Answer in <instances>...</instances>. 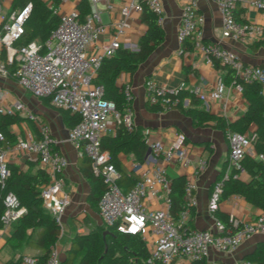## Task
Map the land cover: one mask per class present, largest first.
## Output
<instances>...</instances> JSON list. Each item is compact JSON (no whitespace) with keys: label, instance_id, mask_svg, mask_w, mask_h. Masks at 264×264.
Here are the masks:
<instances>
[{"label":"built area","instance_id":"obj_1","mask_svg":"<svg viewBox=\"0 0 264 264\" xmlns=\"http://www.w3.org/2000/svg\"><path fill=\"white\" fill-rule=\"evenodd\" d=\"M43 1L58 14V22L44 41L32 39L22 43L20 38L25 32L24 23L31 11V3L10 9V3L6 8L5 0H0V77L15 81L36 98L47 99L54 108L77 115V121L67 129L66 140L78 149V155H84L89 160L92 173L102 176L105 182V190L97 201V213L105 228L139 233L148 250L145 264H182L183 261L208 260L211 252L230 253L253 233L264 234V211L247 222L229 215V225L213 214L218 208L223 179L230 171L239 168L246 155L264 158L263 155L254 153L248 134L225 130L228 156L222 176L214 183L208 199V209L213 218L212 229L195 228L189 221L190 211L197 203L196 184L192 177L185 179L183 208L176 217L169 213L170 181L166 166L171 162H178L185 167L189 163L182 133H178L167 145L152 132L144 133L152 156L158 157L160 162L143 167L128 189L118 183L119 172L111 162L110 153L101 148V139L111 127L122 125L132 130L135 126L130 106L132 86L129 83L121 85L124 106L119 110L112 101L103 97L102 85L94 82L97 69L103 59L113 55L116 49L123 46L135 48L130 43L122 45L120 37L130 27L132 13H141L142 3L154 12L159 24L162 22L161 1L127 0L119 7L118 17L106 24L99 17V0H87L89 12L83 18L77 7L61 11L58 3ZM180 1V17L176 27L178 43L191 39V49L205 64L219 63L228 67L241 81L233 80L229 84L237 92H242V82H253L264 93V65L244 63L223 42V39L249 42L264 37V0H212L220 13L221 40L210 42L204 41L200 36L199 29L204 16L198 11V0ZM238 3L256 9L262 22L239 19L235 15ZM107 8H112V4H107ZM106 32H111L113 36L106 42H101V36ZM143 87L145 102L149 105H158L165 110L178 103L186 104V99L178 96L179 87H167L151 77L144 79ZM225 89V82L219 79L209 90L194 87L191 92L207 106L211 101L220 100ZM1 92L0 88V95ZM24 109L23 103L16 99L6 112ZM30 116L38 121L36 115ZM37 125V136L27 134L18 137L11 144L5 141L0 131V184L9 175V156L12 153L34 155L48 176V181L39 188L41 205L61 224V215L70 203L69 193L64 189L63 176L68 159L56 148L58 141L51 135L48 125L40 121ZM148 195L162 197L164 206L146 208L144 199ZM3 204L0 228L5 229L23 214L24 207L18 204L12 192L4 195ZM60 261V252L54 245L44 264H60ZM20 264H36V259L32 255H22ZM211 264L222 263L212 261ZM230 264L259 263L239 259Z\"/></svg>","mask_w":264,"mask_h":264},{"label":"crops","instance_id":"obj_2","mask_svg":"<svg viewBox=\"0 0 264 264\" xmlns=\"http://www.w3.org/2000/svg\"><path fill=\"white\" fill-rule=\"evenodd\" d=\"M13 0H5L6 8L12 9ZM52 1V0H51ZM79 0H58L61 11H68L76 7ZM163 8V19L160 23L163 30V40L158 44L145 61L140 63L132 73L122 72L116 79V84L121 87L124 83L132 86L133 98L131 100L132 119L135 128H139L144 134L152 132L160 138L163 144H169L178 133L185 137L184 144L187 149L189 163L182 167L178 162H171L166 166V173L169 181L177 176L184 175L185 179L192 177L196 184L195 197L196 206L193 208L192 226L199 229H212V213L208 209V199L213 190L214 183L222 176L228 156V142L225 137V130L213 126V120H208L204 125H196L191 119L182 113L177 107L170 109L151 111L146 107L143 82L147 77L153 78L156 82L167 87H179L187 92L186 104L184 108H195L207 111L210 115L221 117L225 121H235L246 110V99L242 92L226 84V89L222 98L211 101L205 106L197 97L192 95L194 87L203 90L213 88L215 83L221 79L224 81L228 67L223 64H205L193 49L180 50V44L176 40V27L179 22L181 1L180 0H160ZM127 0H99L97 7L102 23L106 24L119 15V7ZM107 4H112V8H107ZM15 9V8H14ZM198 11L204 16V22L199 32L206 42L221 40V19L216 4L212 0H198ZM104 13L105 21L101 14ZM235 15L250 22H262L259 12L243 3H238ZM145 26L140 20V13L133 12L130 27L124 35L120 37L123 44L130 43L137 45L139 37L143 34ZM113 36L111 32H106L101 36L100 41L106 42ZM255 41L240 42L233 39H223L224 44L244 63L252 65H264V45H256ZM191 47V39L186 41ZM123 48H128L123 46ZM129 49V48H128ZM19 86L15 81L0 77V109L6 112L10 105L17 99L20 100L25 109L18 112L24 120L11 127V131L18 137L27 134L38 135V127H33L30 122L31 112L39 119L43 120L50 129L51 135L58 141L56 148L68 159V165L63 170L64 189L69 193L70 203L61 215V233L55 243L59 250L61 259L65 249L69 246L74 233H83L97 226L101 231L105 226L101 223L97 213V203L91 206L88 200L90 184L83 176V170L88 166L86 158L78 155V149L66 140V132L69 127L65 126L61 109L47 108L39 104L40 107L34 112L32 96L28 91L17 92L15 86ZM25 93L28 94L26 97ZM32 96V97H31ZM41 99V98H40ZM15 112V111H12ZM33 115V114H32ZM26 124L30 129H23L18 132L19 124ZM34 123V122H32ZM115 128L111 127L105 136H113ZM250 136V134H248ZM121 166L128 172L139 176L143 167L153 162H160L158 157H153L151 152L145 153L144 161L135 160L132 153L119 152L117 154ZM252 157L256 158L255 155ZM9 164L18 166L24 171L35 172L40 167V163L34 155L27 156L22 152H15L9 156ZM44 171V170H43ZM241 179H247L248 175L242 171L239 175ZM122 186V185H121ZM123 187V186H122ZM124 188V187H123ZM146 208L156 209L164 206L163 198L146 196L144 199ZM218 210L226 215H233L240 221L252 220L261 210L246 202L239 195H231L222 199L218 203ZM13 224L8 228H0V264H5L9 257L17 258L22 255L36 256L40 253L38 248L29 243V239L17 244L11 239ZM31 239V238H30ZM264 242L263 233H253L230 253L217 254L211 252L207 264L218 261L222 264H230L234 260L243 259L251 254L256 245ZM5 252V254H1ZM182 264H189L183 261Z\"/></svg>","mask_w":264,"mask_h":264},{"label":"trees","instance_id":"obj_3","mask_svg":"<svg viewBox=\"0 0 264 264\" xmlns=\"http://www.w3.org/2000/svg\"><path fill=\"white\" fill-rule=\"evenodd\" d=\"M27 2L32 5L31 11L24 23L25 32L20 42L25 43L32 39L44 41L51 29L58 22L59 16L49 8L43 0H13L12 9L22 7ZM54 4L58 0H52ZM140 13V20L145 26L143 34L139 37L134 49L118 48L110 57L103 59L97 69L95 83L102 85L103 97L115 104L121 110L124 106V99L116 79L120 73L132 74L140 63L146 60L154 48L163 40L164 34L161 25L157 22L156 15L146 4ZM80 17L83 18L89 12L87 0H79L76 5ZM180 44V50H189L191 47L186 42ZM256 45H264V37ZM263 65V64H261ZM241 82L228 69L224 79L226 84L232 81ZM242 95L246 99V110L235 121H225L221 117L210 115L207 111L195 108H184L181 104L177 107L182 113L188 116L196 125H204L208 120H213V126L222 130L231 129L245 134H250L253 151L256 155L264 156V93L256 83H241ZM187 92L179 89L178 96L185 97ZM146 107L151 111L163 110L158 105ZM64 124L71 127L77 121V115L66 110L62 111ZM24 118L18 112H0V131L8 143L17 140V136L11 131L13 125L18 124ZM43 120L38 118V121ZM33 127L34 124L32 125ZM101 148L110 153L111 162L119 172L118 183L128 189L138 178L133 173H128L120 164L117 154L119 152L132 153L138 162L144 161L148 148L144 134L139 128L128 130L122 125L115 127L113 136H103ZM81 157L86 158L84 155ZM87 159V158H86ZM83 170V176L90 184L88 200L93 207L105 190V182L100 175L92 173L90 162ZM9 175L0 184V214L4 208L3 197L6 193L12 192L18 204L24 207L23 214L13 223L11 239L21 244L29 239V243L38 248L40 253L35 257L36 264H44L55 245L60 233L61 224L58 223L41 205L39 188L48 181V176L42 168L38 167L35 172L24 171L18 166L8 164ZM244 171L247 179H241L237 175ZM185 176L180 175L170 180L168 196L170 198L169 213L176 217L178 211L183 208V190ZM231 195H239L246 202L264 211V158L258 159L246 155L241 161L240 167L232 169L223 179L219 201ZM190 219L192 222L194 209H191ZM219 220L229 225L228 215L216 209L213 212ZM1 226V224H0ZM112 234H105L102 237L101 227L97 226L83 233H74L69 246L65 249L60 264H70L73 256L78 257V264H145L148 255L147 247L139 233H128L116 229H110ZM31 238V239H30ZM243 259L254 260L264 264V242L256 245L254 251ZM21 256L14 259L9 257L5 264H20ZM189 264H207L205 259L190 261Z\"/></svg>","mask_w":264,"mask_h":264},{"label":"rangeland","instance_id":"obj_4","mask_svg":"<svg viewBox=\"0 0 264 264\" xmlns=\"http://www.w3.org/2000/svg\"><path fill=\"white\" fill-rule=\"evenodd\" d=\"M101 16H102V19H103V21H105V15H104V13H102L101 14ZM16 88V90H17V92H22L23 90L19 87V86H15ZM28 94H26L25 93V96L26 97H28L27 96ZM32 97V96H31ZM32 99L34 100V103H33V105H31V106H33L34 107V112L38 109V107H40L39 106V104L40 105H42V106H44V107H47V108H52L50 105H49V103L47 102V101H45V100H43V99H40V98H36V97H32ZM33 115H35L33 112H31ZM30 124L31 125H33V124H35V123H31L30 122ZM35 126V125H34ZM36 126H38L37 125V122H36ZM23 129H30L29 127H28V125H26V124H24V123H22V124H19L18 126H17V130H18V132H23L24 130ZM62 226H64V223H61V227ZM2 255L3 254H5V252H2L1 253ZM69 262H70V264H78V257L77 256H73V257H71L70 258V260H69Z\"/></svg>","mask_w":264,"mask_h":264},{"label":"water","instance_id":"obj_5","mask_svg":"<svg viewBox=\"0 0 264 264\" xmlns=\"http://www.w3.org/2000/svg\"><path fill=\"white\" fill-rule=\"evenodd\" d=\"M150 153V148L148 147L147 150H146V154H149ZM105 234H112L110 230L108 229H105L102 231V237H104Z\"/></svg>","mask_w":264,"mask_h":264}]
</instances>
